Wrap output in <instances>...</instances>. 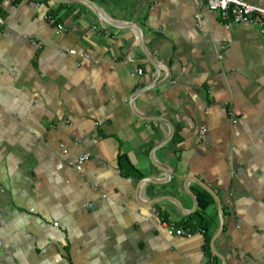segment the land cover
Listing matches in <instances>:
<instances>
[{
  "label": "crops",
  "instance_id": "obj_1",
  "mask_svg": "<svg viewBox=\"0 0 264 264\" xmlns=\"http://www.w3.org/2000/svg\"><path fill=\"white\" fill-rule=\"evenodd\" d=\"M92 1L111 23L0 0V264H264V33L209 0Z\"/></svg>",
  "mask_w": 264,
  "mask_h": 264
},
{
  "label": "built area",
  "instance_id": "obj_2",
  "mask_svg": "<svg viewBox=\"0 0 264 264\" xmlns=\"http://www.w3.org/2000/svg\"><path fill=\"white\" fill-rule=\"evenodd\" d=\"M9 4H16L22 0H6ZM36 6L41 5L40 2L35 3ZM209 8L211 10L218 11L223 20L229 23L235 24H254L260 28V31L264 33V7L250 3L245 0H209ZM47 19L51 24H56L59 30L65 29L62 23H59L57 18L53 14H48ZM4 23V17L2 14V5H0V24ZM109 34V31H106ZM70 52L74 53L75 50ZM133 74H143L142 68H137ZM202 137L205 136L206 128H201ZM64 152H67L65 149ZM90 156L87 154H82L79 156L76 162V168L82 169L83 165L90 160ZM88 207L93 208L94 204H88ZM162 226L167 229L170 234L174 235H187L190 233L191 229L179 227L175 222L168 220H163ZM56 224V223H55ZM57 225V224H56Z\"/></svg>",
  "mask_w": 264,
  "mask_h": 264
},
{
  "label": "trees",
  "instance_id": "obj_3",
  "mask_svg": "<svg viewBox=\"0 0 264 264\" xmlns=\"http://www.w3.org/2000/svg\"><path fill=\"white\" fill-rule=\"evenodd\" d=\"M198 201H199V210L196 212V216H198L199 218V223H200L201 228L206 229L208 223L205 222L204 212L207 209V207L211 203H213L214 198L206 189H202L198 193ZM193 223L194 222L192 218H188L186 220L181 221L179 226L184 227V228L193 229V226H194Z\"/></svg>",
  "mask_w": 264,
  "mask_h": 264
},
{
  "label": "water",
  "instance_id": "obj_4",
  "mask_svg": "<svg viewBox=\"0 0 264 264\" xmlns=\"http://www.w3.org/2000/svg\"><path fill=\"white\" fill-rule=\"evenodd\" d=\"M52 1H54V2H67V1H71V0H52ZM84 1H86V2H88V4L98 13V15L99 16H101L106 22H108V23H111L110 22V20H109V18L102 12V10L100 9V7L95 3V2H93L92 0H84ZM146 180V178H144V181ZM200 184H201V186L203 187V188H205L213 197H214V199L217 201V203H218V206H219V203H220V199H219V197H218V195L216 194V192L213 190V188L212 187H210L208 184H206L205 182H203L202 180H199L198 181ZM186 188V187H185ZM188 189V191L193 195V197H194V199H195V201L198 203V199H197V197H196V195L192 192V191H190V189L189 188H186V190ZM197 207H198V205H197ZM220 208H221V206H220ZM222 211V210H221Z\"/></svg>",
  "mask_w": 264,
  "mask_h": 264
}]
</instances>
